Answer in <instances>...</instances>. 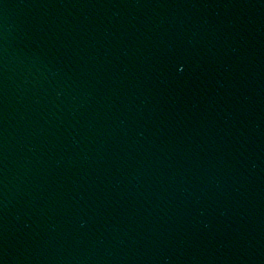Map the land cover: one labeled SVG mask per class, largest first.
I'll return each instance as SVG.
<instances>
[{
  "label": "water",
  "instance_id": "water-1",
  "mask_svg": "<svg viewBox=\"0 0 264 264\" xmlns=\"http://www.w3.org/2000/svg\"><path fill=\"white\" fill-rule=\"evenodd\" d=\"M0 264H264V0H0Z\"/></svg>",
  "mask_w": 264,
  "mask_h": 264
}]
</instances>
